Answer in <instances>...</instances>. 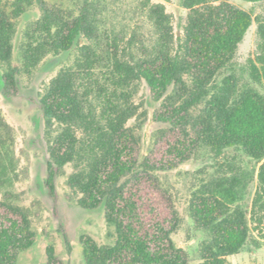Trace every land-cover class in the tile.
<instances>
[{"label": "trees", "instance_id": "obj_1", "mask_svg": "<svg viewBox=\"0 0 264 264\" xmlns=\"http://www.w3.org/2000/svg\"><path fill=\"white\" fill-rule=\"evenodd\" d=\"M138 1L136 10L154 27L151 46L137 31L126 39L108 27L107 18L100 16L106 0H83L77 10L48 0H0L4 97L16 96L20 76L32 75L45 60L78 53L73 64L61 67L45 86L39 106L49 137L45 186L55 194L58 172L72 165L68 183L80 195L78 204L85 209L103 205L107 222L115 228L112 244L81 236L87 264H189L187 252L172 238L179 224L177 212L149 217L139 185L149 182L151 171L171 170L200 149L219 155L237 148L255 161L264 160V92L238 88L230 75L216 81L251 27L252 14L227 1L183 0L188 20L184 36L176 38L165 4ZM36 8L40 17L26 27L17 45L19 19ZM257 32L258 50L249 59V74L264 85V20ZM139 81L161 101L156 119L175 133L160 151L153 149L143 159L140 139L128 125L137 113L132 98ZM7 130L0 111V177ZM253 177L248 171L223 175L193 193L190 214L195 226L208 234L199 264H232L228 256L247 243L248 211L241 202ZM258 180L254 205L264 212V162ZM9 196L0 199V264H16L19 253L35 242L28 214L10 203ZM47 255V264H65L53 246Z\"/></svg>", "mask_w": 264, "mask_h": 264}, {"label": "rangeland", "instance_id": "obj_2", "mask_svg": "<svg viewBox=\"0 0 264 264\" xmlns=\"http://www.w3.org/2000/svg\"><path fill=\"white\" fill-rule=\"evenodd\" d=\"M48 1L63 3L69 10H77L83 3V0ZM211 1L216 4L227 1L253 16L251 27L230 65L218 74L217 83L230 75L238 88L252 86L264 92V85L255 82L249 74V59L254 58L258 50L257 29L259 21L264 20V1ZM151 2L165 4L166 11L172 17L175 37H183L189 14L183 0ZM104 4L106 9L100 16L107 18L108 27L125 34L126 39L137 31L139 39L151 46L155 39L154 27L142 12L136 10L138 0H106ZM39 17L40 11L36 8L19 19L15 35L17 45L26 27ZM132 52L137 54L136 51ZM77 54L72 52L61 58L47 59L32 75H21L20 91L12 98L4 97L0 90V111L8 126L2 148L0 199L3 200L5 193L10 194L8 201L28 214L35 232V242L19 253L16 264H47L49 246L54 247L56 255L65 264H87L80 239L83 234L93 237L100 245L112 244L116 238L115 228L107 222L103 205L85 209L78 204L80 195L68 183L72 165L58 172L55 194H51L45 186L49 137L39 106L40 93L61 67L73 64ZM134 88L132 101L137 113L128 125L140 139L139 156L143 159L153 149L160 151L163 143L174 137L175 133L168 123L156 119L155 113L161 107V101L153 98L145 82H137ZM263 162L255 161L237 148H229L219 155L209 148L200 149L189 160L171 170L151 171L149 182L139 185L144 209L149 217L156 213L163 217L170 216L175 210L179 224L172 238L177 246L187 252L189 264H199L202 261L201 243L208 238V234L195 226L190 214L193 193L223 175L232 176L248 171L254 177L241 204L248 211L250 235L245 246L238 253L228 256V260L232 264H264V212L254 205L259 190L258 170Z\"/></svg>", "mask_w": 264, "mask_h": 264}]
</instances>
